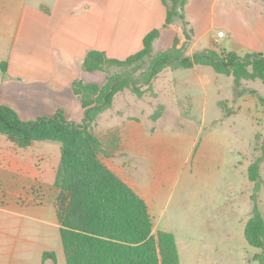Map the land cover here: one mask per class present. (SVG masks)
I'll list each match as a JSON object with an SVG mask.
<instances>
[{
	"label": "crops",
	"instance_id": "0c3cea01",
	"mask_svg": "<svg viewBox=\"0 0 264 264\" xmlns=\"http://www.w3.org/2000/svg\"><path fill=\"white\" fill-rule=\"evenodd\" d=\"M182 13L188 39L181 19L164 26L163 0H0V103L22 120L61 110L67 120L82 123L84 109L72 82L102 85L105 79L101 71L84 70L87 52L99 50L124 59L142 48L143 37L154 28L160 30L153 42L157 50L171 46L177 37V47L187 44L186 55L199 52L198 46L264 54V0H186ZM181 69L166 66L152 79L155 85L165 72L172 74V81L164 78L165 85L155 88L158 101L171 97L168 85ZM171 86L174 89V83ZM150 115L144 121L151 123L136 117V132L127 138L121 132L124 152L136 157L137 167L148 172L150 181L142 185L136 179L131 185L101 158L146 201L152 215L150 201L155 202L153 195L161 189L158 183L173 177L163 167V152L152 137L161 120L154 122ZM195 142L193 155L200 143ZM59 146L42 140L21 148L0 135V264H43L42 254L51 251L52 239L60 235L55 207L59 190L54 185Z\"/></svg>",
	"mask_w": 264,
	"mask_h": 264
},
{
	"label": "rangeland",
	"instance_id": "374dc122",
	"mask_svg": "<svg viewBox=\"0 0 264 264\" xmlns=\"http://www.w3.org/2000/svg\"><path fill=\"white\" fill-rule=\"evenodd\" d=\"M195 49L203 51L201 46ZM158 51L154 49L153 55ZM234 53L245 55L242 50ZM150 59H145L138 71L133 65L102 72V85L106 75L130 74L138 80ZM173 77L174 89L173 83L168 85L173 96L163 101L156 98L155 88L164 84V78L172 81L167 72L151 87L139 81L137 86L145 98L129 88L116 93L113 104L98 115L94 126L103 145L101 157L131 185L136 179L142 185L150 181L148 172L137 167L136 157L124 152L121 132L127 138L136 132V117L144 121L148 113L152 117L161 112L152 137L163 152V167L173 178L158 183L161 189L153 195L155 202L150 201L153 231L174 235L180 264H261L254 256L262 250L246 241L244 226L250 217L253 193L264 222V113L260 104L264 84L259 79H241L236 84L232 75L217 73L208 65L182 68ZM136 107L143 109L136 111ZM198 140L193 155L192 144ZM256 162L259 176L250 181L249 168ZM50 245L56 264H66L60 235L55 234Z\"/></svg>",
	"mask_w": 264,
	"mask_h": 264
},
{
	"label": "trees",
	"instance_id": "16d2710c",
	"mask_svg": "<svg viewBox=\"0 0 264 264\" xmlns=\"http://www.w3.org/2000/svg\"><path fill=\"white\" fill-rule=\"evenodd\" d=\"M185 2L163 0L166 6L164 26L181 19L188 39L187 22L182 13ZM159 35V28L147 32L142 48L124 59L108 57L99 50L87 52L82 62L87 71L106 72L112 67L133 65V70L138 71L145 59H151L147 71L142 70L138 80L130 74L106 75V83L100 86L74 80L72 90L84 109L82 123L67 120L61 110L52 116L22 120L13 108L0 103V135L21 148L42 140L55 141L60 145L54 179L59 190L55 207L66 264H180L174 235L168 231H153L152 216L144 199L101 158L103 145L94 132V126L98 115L111 106L116 93L129 88L141 96L144 92L137 86L139 81L151 87L152 79L166 66L192 68L208 65L217 73L232 75L236 84L241 79H259L264 84L262 53L240 56L224 49H206L186 55L185 43L177 47L178 38L175 37L171 46L153 55V42ZM5 65V62L1 63L2 71ZM260 104L264 113V98L260 99ZM160 113L152 115V120L156 121ZM261 149L264 153V142ZM257 166L256 162L249 168L250 181L258 179ZM255 187L257 189L258 185ZM251 200L244 237L251 246L262 250L254 258L264 264V222L256 194L251 195ZM42 263L56 264L54 251H45Z\"/></svg>",
	"mask_w": 264,
	"mask_h": 264
},
{
	"label": "built area",
	"instance_id": "2783aa9c",
	"mask_svg": "<svg viewBox=\"0 0 264 264\" xmlns=\"http://www.w3.org/2000/svg\"><path fill=\"white\" fill-rule=\"evenodd\" d=\"M223 35V32L221 31V32H218V36L220 37V36H222Z\"/></svg>",
	"mask_w": 264,
	"mask_h": 264
}]
</instances>
